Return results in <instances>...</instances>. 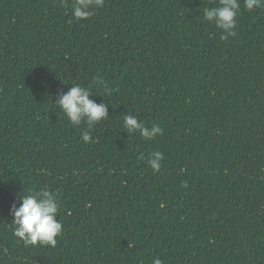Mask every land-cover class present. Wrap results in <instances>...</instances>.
Segmentation results:
<instances>
[{"label":"trees","instance_id":"16d2710c","mask_svg":"<svg viewBox=\"0 0 264 264\" xmlns=\"http://www.w3.org/2000/svg\"><path fill=\"white\" fill-rule=\"evenodd\" d=\"M71 4L0 0V264H264V7L240 0L224 41L203 16L218 0H103L79 21ZM74 84L108 107L89 143L54 104ZM42 188L62 234L25 247L11 210Z\"/></svg>","mask_w":264,"mask_h":264},{"label":"clouds","instance_id":"9594fccd","mask_svg":"<svg viewBox=\"0 0 264 264\" xmlns=\"http://www.w3.org/2000/svg\"><path fill=\"white\" fill-rule=\"evenodd\" d=\"M103 5V0H72L71 10L75 19L84 20L91 17L94 10ZM244 9L251 12L264 7V0H243ZM241 12L240 0H218L215 7H206L203 10L204 20L215 26L221 32L220 39L227 41L229 37L236 35V18ZM97 80L105 82L103 77L96 76L92 84ZM113 88L102 90L104 96H111ZM118 91V89H115ZM89 87L74 84L66 94H62L54 104L64 114L73 127L85 124L87 129L82 132L81 139L84 143L92 140L91 130L100 122L108 118L106 104H97L92 99ZM123 128L126 132L139 133L146 141L154 140L162 134V129L153 124L150 128L139 122L132 114L123 117ZM163 154L154 151L147 158L148 165L154 173L159 172ZM145 159L144 156L140 157ZM19 207L13 206L11 215L13 235L28 246L55 247L56 238L62 234V223L57 220L59 213V199L56 193L46 188L37 191H29L28 194L19 196ZM153 264H163L157 257Z\"/></svg>","mask_w":264,"mask_h":264}]
</instances>
